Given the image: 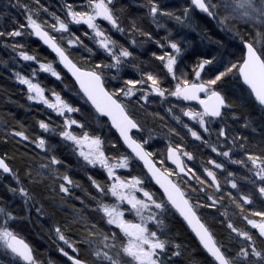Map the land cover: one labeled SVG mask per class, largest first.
Here are the masks:
<instances>
[{
    "label": "snow or ice",
    "instance_id": "1",
    "mask_svg": "<svg viewBox=\"0 0 264 264\" xmlns=\"http://www.w3.org/2000/svg\"><path fill=\"white\" fill-rule=\"evenodd\" d=\"M190 4L192 7H186L181 15H175L174 12L165 9L160 0H147L142 6L147 8L152 22L158 27L160 17H170L178 23H183L190 11L195 9L215 18L216 9L219 7H223L226 12V15L218 21L221 24L232 18L245 23L259 21L264 25V0H219L218 4L212 3V0H190ZM10 7L23 8L27 13L26 22H17L18 27L10 31H0V38L34 36L54 54L53 60L41 62L35 52L24 50L27 47L25 44L14 39L11 43L5 41L6 47H11L14 52L19 50L18 55L24 61L35 62L39 66L38 70H32L33 78L21 75L19 72L15 73L18 82L27 86V99L43 104L58 117H62V123L58 126V135L65 142H70L72 151L82 159L85 169L91 167L106 174L105 179L100 180L86 172L91 184L99 193V196L91 197L96 201L94 211L99 214V220H90L82 214V210H75V218L85 228V234L79 236L76 242L66 236L60 225L54 228L56 238L64 245L59 247V251L67 258L65 264H175L172 258L181 255L180 244L175 243L173 250L169 248L172 241L169 238H162L166 229L164 219L168 213L173 215L178 213L195 233L199 244L207 254V264H264V207L254 210L251 215H243L245 205L257 202L254 199L256 196L264 205V144L256 145L254 149L249 144L248 137L231 134L230 131H226V125L218 129L213 128L218 120L223 121L224 110L231 107L226 96L217 89L218 82L229 74L242 78L244 85L250 89L249 94L254 96V102L264 108V44L257 47L255 41L242 38L243 48L239 62L229 61L226 64L217 62V66L214 64L215 58H203L189 72L179 65L178 58L182 49L178 43L173 42L169 37L164 38L167 43H161L150 30L138 26L133 20L131 30L139 32L146 39L137 40L135 36H129L131 45L142 47L144 43L154 41L161 48L170 47L174 51H166L159 55L152 53L155 59L161 62L159 68L141 70L133 64V67L140 72V78H125L121 76L123 66L129 63L128 58H134L135 54L128 46L115 40L109 34V30L102 27V22H107L111 29L122 35L129 32L115 13L114 0H74V2L64 0L61 9L64 18L55 12H49L40 0H35V9L32 4L21 3V0H16L15 3H11L10 0ZM41 10L52 17L53 22L49 24L46 20L41 21L39 19ZM3 15L8 13L5 12ZM72 26L78 27L73 29ZM53 32L60 35H53ZM77 32L92 40L97 45V49L86 44ZM257 38L264 42V32H258ZM79 50L87 52L88 57ZM98 50H102L104 56L110 58L111 62L92 59L97 56ZM78 53L79 59H74ZM86 59L91 62L81 63ZM113 69L115 74L109 75ZM37 71L60 81L65 88L80 97L90 107V114L95 121L107 126L109 131H115L117 134L115 139L106 140L101 135L89 134L88 131L77 134L76 129L83 130L85 122L74 118L71 114L81 113L82 107L70 102L54 88L51 89V98H49L45 94L46 88L41 83L34 82ZM67 78L71 79L72 87L66 82ZM121 80L122 83H113ZM138 85L141 87L138 88ZM152 95L161 98L162 101L167 100L173 105L168 109V112L172 113V119L186 129L192 138L200 141L228 163L242 166L246 170L248 175L241 179L250 186L249 190L241 191L237 179L234 178L236 174L229 171L227 174L231 179L227 182L239 195L238 198L231 192L227 195L236 202L243 219L247 220L257 232L237 228L229 222L227 229H230V232L227 243L217 241L210 227L202 221L199 209L215 207L218 199H223L221 183L214 169L226 170L225 163L209 158L203 167L204 175H201L185 161V158L189 161L193 160V153L184 150L180 144L171 142L169 133L180 135L176 128L170 127L169 132L163 134L147 129L136 118L135 111L136 105L143 107ZM170 97L175 98V101L169 100ZM193 101L198 102L202 110L197 111L190 103L185 104ZM173 108H179L182 115L188 117L194 124L185 122L181 115L173 112ZM154 115L159 116V113ZM38 125L43 132L57 131L43 119L38 121ZM73 126L76 128L74 129ZM244 126L248 127L247 124ZM198 129L207 133L208 138H205ZM252 130L256 131L255 128ZM214 131L215 141L212 139ZM12 134L21 137L23 141L30 139L24 131L14 130ZM158 135H162L163 139L168 141L166 156L161 154L159 167L157 161L153 159L157 153L152 148V142ZM221 137L223 140L220 139ZM183 138L181 136V139ZM31 142L38 148L49 151L43 136L34 138ZM106 144L120 151L121 154L118 157L110 155L106 151ZM236 151L242 152L246 159L234 158L233 154ZM169 161L175 167L169 166ZM134 162H143V167L147 169L143 176L131 175ZM62 163L63 161L53 154L48 157V163H42L40 166L47 172L39 174L47 175L53 181L60 180L59 192L72 195L71 188H78L81 185L67 172L61 173L60 169L55 167ZM118 169L128 170V174H119ZM0 170L16 178L20 186L10 188V191L18 192L26 205L34 199L20 183L18 174L6 162V158L0 157ZM28 177L32 178L31 171L28 172ZM153 181L159 186L156 190L151 187ZM182 184L188 185V188L182 187ZM209 188L214 189V192L209 193ZM55 190L56 188L53 187V191ZM201 193L204 194V199L211 201V204L200 202ZM216 193H220L219 197ZM107 197L114 198L115 202H105ZM61 200L63 201V197ZM81 203L84 204V201L81 200ZM36 211L39 213L42 210L38 208ZM125 212L132 214L138 222L126 219ZM16 219L11 211L0 206V249L10 250L15 264H38L32 247L12 226L11 222ZM232 233L236 236L233 237ZM78 245L85 246L84 251L91 257V261L80 256L81 247Z\"/></svg>",
    "mask_w": 264,
    "mask_h": 264
},
{
    "label": "trees",
    "instance_id": "2",
    "mask_svg": "<svg viewBox=\"0 0 264 264\" xmlns=\"http://www.w3.org/2000/svg\"><path fill=\"white\" fill-rule=\"evenodd\" d=\"M15 2L16 0H11V3ZM24 2L32 4L35 9V0H21V3ZM63 2L64 0H40V3L47 7L49 12H55L61 18H64V12L61 10ZM70 2H74V0H70ZM146 3L147 0L114 1L116 15L120 18L122 25L129 29V32L124 35L110 33L107 23L102 22V27L109 30V34L115 40L120 44L128 46L135 54L134 58H129V63L123 66L122 77L139 79L140 72L136 67H133V64L137 65L141 70L157 69L161 66V62L155 59L152 53L159 55L166 51L173 52L169 47L161 48L154 41L144 43L142 47L131 45L128 42L130 40L129 36H135L137 40L146 39L139 32L131 30L133 20L136 21L138 26L145 30H150L153 36L157 40H160L161 43H167L164 39L165 37H169L173 42L178 43L182 49L178 58L179 65L186 68L189 72L203 58H215L214 64H217V62L219 64H226L229 61L239 62L242 55L241 49L243 48L242 38L244 40L255 41L257 47H261L262 45L261 42H258L257 37H252L254 31H251L247 27H244V29L238 26L234 27L236 31L239 30V35L242 38L235 36L229 37V39L226 38L223 33L216 32L211 26L213 21L210 16L207 15V18H203L204 15H199L195 11L196 9L190 11L188 18L183 23H178L170 17H160V26L158 27L156 23L152 22L147 8L142 6ZM160 3L165 9L174 12L175 15H181L186 7H192L190 0H160ZM5 12L8 15H3ZM26 15L27 13L23 8H11L10 0H0V31H10L12 28L18 27L17 22L25 23ZM39 19L41 21L46 20L49 24L53 22L52 17L44 13L43 10L40 11ZM72 27L75 29L78 26ZM52 34L56 36L60 35L55 32ZM77 34L81 35L86 44L93 49H97V45L92 40L83 36L81 32H77ZM13 39L25 44L27 47L24 50L30 53L35 52L40 57L41 62L54 59V55L41 45L34 36L0 38V157L6 158V162L18 174L20 183L34 197L26 205L23 197L18 192L13 193L10 191V188L20 186L16 178L11 174L6 175L0 171V206L5 207L17 217L15 221L11 222L12 226L32 247L38 264H65L67 258L59 251V247L64 245L62 241H58L56 238L54 228L60 225L66 236L71 241L76 242L79 236L85 234V228L75 218V210H82V214L90 220H99V214L94 211L96 201L91 199L92 196H99V193L88 179V174H93L100 180H104L106 174L102 170L92 169L91 167L85 169L83 162L72 151L70 143L65 142L58 135V126L62 123V117H58L50 109H47L46 106L33 103L27 99L28 93L26 87L18 82L15 73L19 72L21 75L33 78L32 70L35 68L18 55L19 50L14 52L11 47L5 46V41L11 43ZM187 44L190 47L186 48ZM73 51L77 52L76 49H73ZM79 51L85 57H88L87 52ZM74 59H79V53L74 56ZM92 59H102L105 62H111L110 58L104 56L101 50H98L97 56ZM90 62L87 59L81 61V63ZM112 74H115V69L109 73V75ZM34 82H39L46 88L45 94L49 98L51 97V89L54 88L56 91H60L70 102L82 107L81 113L71 114L74 118L85 122L83 130L76 129L77 134H80L81 131H88L89 134L101 135L106 140L115 139L116 133L114 130L109 131L107 126L95 121L90 114V107L74 92L65 88L64 84L60 81L55 80V78L46 73L37 71ZM66 82L69 84V87H72L70 78H67ZM113 83H122V80L119 82L113 81ZM165 83L167 84V81ZM137 87L139 88L140 86L138 85ZM217 89L226 96L231 107L224 110L223 121L218 120L213 125V128L218 129L226 125V131H230L231 134H240L248 137L249 144L254 149L256 145L264 144V110L254 102L253 97L249 94L250 91L243 86L239 76L229 74L224 80L218 82ZM139 94L137 93V95ZM169 100L175 101V98L170 97ZM188 103L185 102V104ZM190 104L197 111L200 110L196 103ZM170 107H173V105L167 100L161 101L156 96H151L149 97V102L143 107L136 105L135 115L147 129L154 130L155 133H168L170 127L176 128L180 135L169 133L171 142L173 144H180L184 150L193 153L194 159L189 161L185 158V161L188 166L193 167L199 174L204 175L203 167L209 158L225 163L226 166V170L224 171L214 169L221 183L223 199H218L215 207H203L199 209L202 221L210 227L218 242L227 243V237L230 232V229H227L229 222H232L237 228L251 230L254 233L257 232L256 229H252L247 220L243 219V215H251L254 210L264 207L259 202V197H254L257 201L256 203L245 205V212L242 215L240 209L236 207V202L227 195L228 192H231L237 198L239 195L237 190L231 189L230 184L227 182L231 179L227 174L229 171L236 174L234 178L237 179L241 191L249 190L250 186L241 179L243 176L248 175L246 170L242 166L228 163L223 157H219L211 152V149L205 147L200 141L192 138L186 129L172 119V113L168 112ZM173 112L176 115H181L185 122L194 124L188 117L182 115L179 108H173ZM154 113H159V116L154 115ZM41 119L49 122L51 127L57 129V131L43 132L38 125V121ZM245 124L248 127H245ZM73 127L74 129L76 128V126ZM253 128L256 129L255 132L252 130ZM14 130L24 131L30 139L23 141L21 137H15L12 134ZM198 130L201 131L205 138H208L207 133H203L202 129ZM40 136H43L47 141L49 151L42 150L31 142L32 139ZM181 136L184 138L181 139ZM212 139L213 141L216 139L215 131L212 133ZM220 139L223 140L222 137ZM167 144L168 141L163 139L162 135L156 136L152 142V148L157 153L153 159L157 161L158 167L160 166L159 159L161 154L166 156ZM105 147L106 151L114 157H118L121 154L120 151L112 149L108 144ZM53 154L63 161L61 165L55 167H58L61 173L67 172L68 175L81 185L78 188H71L72 195H65L59 192L58 185L61 182L60 180L53 181L47 175L39 174L47 172V170L41 169L40 166L42 163H48V157ZM233 155L234 158L246 159L240 151L234 152ZM209 167L211 166L209 165ZM29 171L32 173L31 179L28 177ZM144 173L146 171L143 170L139 162H134L131 175L143 176ZM121 174L127 175L128 170L123 171ZM53 187L56 188L55 191H53ZM151 187L153 190L157 189L153 182ZM182 187L187 189L188 185L182 184ZM208 192L212 193L214 189L209 188ZM216 195L219 197L220 193H216ZM203 196L204 194L201 193L202 199L200 202L211 204V201L204 199ZM62 197L63 201L61 200ZM77 197L80 199H77ZM81 200L84 201V204L81 203ZM105 202L110 203V197L105 198ZM38 208L42 210L39 213L36 211ZM254 218L260 219V217ZM164 222L166 229L165 236L162 238H169L172 241L169 244V248L175 250L174 244H180L181 255L172 258L175 264H207L208 257L206 252L199 242H197L192 231L188 229L179 214L173 215L172 213H168ZM231 235L233 237L236 236L235 233ZM78 246L81 247L80 256L91 261V257L84 251L85 246ZM65 247L67 248V246ZM68 250L70 251V249ZM169 255H171V252H169ZM0 264H15L10 250L0 249Z\"/></svg>",
    "mask_w": 264,
    "mask_h": 264
},
{
    "label": "rangeland",
    "instance_id": "3",
    "mask_svg": "<svg viewBox=\"0 0 264 264\" xmlns=\"http://www.w3.org/2000/svg\"><path fill=\"white\" fill-rule=\"evenodd\" d=\"M212 3H214V4H218L219 3V0H212ZM199 15L201 14V15H204L203 16V18H207V14L206 13H203V12H201V11H199V10H195ZM216 12H217V16L215 17V18H213V17H211V19H212V21H213V24L211 23V26L214 28V30H216V32H218V33H223V35L224 36H226V38H228L229 39V37H233V36H235V37H238V38H242V37H240V35H239V30L238 31H236V29L234 28V27H236V26H238V27H241V28H243L244 29V27H247L248 29H250L251 31H254V33H253V35H252V37H257V33L258 32H264V25H262V24H260L259 23V21H253V22H248V23H245L244 21H242V20H239V19H232V18H229L227 21H225V23L224 24H221V23H219L218 21L222 18V17H224L225 15H226V12H225V10L223 9V7H219V8H217L216 9ZM90 31V30H89ZM226 35H225V34ZM220 36V35H219ZM222 37V36H221ZM257 40H258V42H261L262 44L264 43V42H262V41H260L258 38H257ZM188 47H190L188 44L186 45V48H188ZM169 49L171 50V51H174V50H172L170 47H169ZM102 51V50H101ZM103 52V51H102ZM182 52V51H181ZM27 63L29 64V65H33V68H35V69H37L38 70V64H36L35 62H32V61H27ZM25 87H26V90H27V86L26 85H24ZM141 87V86H140ZM139 93V92H138ZM152 96H155V95H152ZM151 97V96H150ZM51 98V97H50ZM159 100H161L162 101V99L161 98H159V97H157ZM166 101V100H165ZM33 103H34V101H32ZM36 103V102H35ZM190 103V102H189ZM38 104H40V103H38ZM192 104H194V103H192ZM41 105H43V104H41ZM44 106V105H43ZM70 143V142H69ZM71 146V145H70ZM71 148H72V146H71ZM76 154V156L78 157V154L77 153H75ZM78 159H80L79 157H78ZM81 161H82V159H80ZM83 162V161H82ZM168 164H169V162H168ZM170 165V164H169ZM171 166V165H170ZM172 167V166H171ZM123 171H127V170H124V169H118L117 170V172L119 173V174H121ZM110 199H111V202L110 203H114L115 202V200H114V198H111L110 197ZM122 207H126V205H122ZM125 218L126 219H128V220H130V221H133V222H138V219L137 218H135L132 214H130V213H128V212H125Z\"/></svg>",
    "mask_w": 264,
    "mask_h": 264
},
{
    "label": "water",
    "instance_id": "4",
    "mask_svg": "<svg viewBox=\"0 0 264 264\" xmlns=\"http://www.w3.org/2000/svg\"><path fill=\"white\" fill-rule=\"evenodd\" d=\"M197 10H199V9H197ZM200 11V10H199ZM202 12V11H201ZM204 13V12H203ZM37 41H39L36 37H34ZM40 42V41H39ZM41 43V45H43L42 44V42H40ZM44 46V45H43ZM46 49H47V47L46 46H44ZM49 52H50V50L49 49H47ZM51 53V52H50ZM52 55H54L53 53H51ZM240 78V77H239ZM240 80H241V82H242V84H243V86L247 89V90H249L250 91V89L248 88V86L247 85H244V83H243V80H242V78H240ZM78 87V86H77ZM202 96H203V94H201ZM253 97V100H254V96H252ZM190 103H196L197 105H198V102H195V101H193V102H190ZM199 106V105H198ZM199 109L200 110H202L201 109V107L199 106ZM263 110H264V108H262ZM115 132V131H114ZM117 135V134H116ZM139 164L142 166V168H143V170H145L146 172H147V169L146 168H144L143 167V162H139ZM169 164L171 165V162L169 161ZM172 167H175L174 165H171ZM1 172H2V170H0ZM3 173V172H2ZM4 174H6V175H9V174H7V173H4ZM153 184H154V181H153ZM155 185V184H154ZM156 187H157V189L159 188V186L158 185H155ZM160 191H162V190H160ZM178 214V213H177ZM181 219H182V217H181ZM183 220V219H182ZM185 222V221H184ZM185 224L187 225V223L185 222ZM187 227H188V229H190V231H192L191 230V228L187 225ZM193 233V235L195 236V233L194 232H192ZM195 238H196V240H197V242H199V240H198V238L195 236ZM202 247V246H201Z\"/></svg>",
    "mask_w": 264,
    "mask_h": 264
},
{
    "label": "flooded vegetation",
    "instance_id": "5",
    "mask_svg": "<svg viewBox=\"0 0 264 264\" xmlns=\"http://www.w3.org/2000/svg\"><path fill=\"white\" fill-rule=\"evenodd\" d=\"M115 1V0H114ZM115 13L117 14V12L115 11ZM107 23V22H106ZM108 25V24H107ZM108 27H109V30H110V33H112V34H116V33H119V32H116L114 29H111V26L110 25H108ZM128 42H130V40L128 41ZM129 59V58H128Z\"/></svg>",
    "mask_w": 264,
    "mask_h": 264
}]
</instances>
